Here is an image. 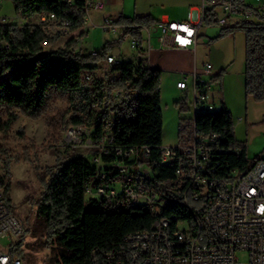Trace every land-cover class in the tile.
Returning <instances> with one entry per match:
<instances>
[{"label":"trees","instance_id":"1","mask_svg":"<svg viewBox=\"0 0 264 264\" xmlns=\"http://www.w3.org/2000/svg\"><path fill=\"white\" fill-rule=\"evenodd\" d=\"M11 1L17 13L26 17L40 15L47 21L21 26L0 23V113L5 109L17 110L10 113L5 121L0 120L3 132L12 127L18 119V112L39 118L50 101L57 97L69 102L70 110L64 115L69 125H85L93 129L91 136L98 143L104 120L109 116L108 110L103 108L104 97L113 90H121L128 96L131 105L124 112L114 108L117 115L116 144L123 147L148 146L151 150L150 160H158L161 146L164 145L162 70L144 65L143 59H126L122 64L112 66V73L119 74L117 78H99L97 73L104 69V55L94 57L75 52L79 37L84 35L81 32L87 17L84 0ZM248 7L253 8L250 5ZM253 17L255 19H244L235 25L224 26L222 34L244 31L246 94L253 96L256 101H263L264 16L254 9ZM48 21L57 22L65 30L74 33L62 48L44 50L46 42L52 44L62 35L59 32L50 36ZM114 23L126 27L118 39L105 43L107 49L116 48V43L129 34H137L143 39L141 31L153 26L155 20L148 15L135 16L133 19L121 16ZM213 23L215 21L206 22L209 25ZM87 72L94 75L91 80L86 79ZM221 77L222 73L213 76L212 80L217 81ZM176 103L182 111L189 110L186 98ZM184 130L183 127L180 129V136ZM196 131L201 136H218L217 147L224 150L221 159L232 167L245 168L257 159L248 158L247 144L236 138L232 114L224 104L218 113L198 114ZM94 150L91 158L78 155L59 161L55 168H50V179L38 203L37 216L44 224L46 243L59 247L55 256L56 264H92L93 250L121 247L128 233L151 229L156 219V214L145 205L113 210L104 208L88 197L87 186L95 178L98 169L93 160L97 152ZM25 153V158L30 160L31 153ZM0 154L5 170L1 184L11 207L10 183L5 178L9 179L10 164L19 160L20 155L11 154L3 147ZM109 157L104 155L103 159L108 161L111 159ZM176 166L175 162L158 164L153 182L175 176ZM164 213L177 214L182 218L190 216V212L176 201L167 206Z\"/></svg>","mask_w":264,"mask_h":264},{"label":"built area","instance_id":"2","mask_svg":"<svg viewBox=\"0 0 264 264\" xmlns=\"http://www.w3.org/2000/svg\"><path fill=\"white\" fill-rule=\"evenodd\" d=\"M84 3L91 22L90 10L105 7L103 0H84ZM233 15L253 17L254 9L238 0H202L198 7L188 11L185 20H158L155 24L160 32L157 38L162 49L194 47L199 30L208 20L224 27ZM100 26L106 32H116L120 28L110 18H105ZM88 31L89 28L82 30L83 33ZM151 31L148 29L149 41ZM104 45L100 49H89L85 47L84 38L79 37L75 52L94 57L104 55L106 67L97 76L117 78L119 74L112 73V64H122L126 59ZM130 47L136 51L135 60L143 59V64L150 66V47L144 45V38L133 34ZM211 68V63L206 64L208 72ZM85 77L91 80L94 75L87 72ZM176 85L189 92L186 100L188 96L192 98L189 110L193 114V126L190 139L185 143L175 147L161 146L165 161H151L148 146L132 150V146L116 144L114 108L124 112L131 105L121 90H113L104 97L103 108L108 110L109 116L104 120L100 142L93 140V129L85 125L69 128L68 134L73 141H84L86 146L97 150L93 160L98 169L87 186L88 197L113 210L145 205L156 210L159 220V228L134 238V243L115 249L93 250L92 264H264V157L245 168L224 162L221 159L224 150L217 147L218 136H201L196 131L195 113L221 109L211 95L212 80H204L194 71L182 74ZM104 155L111 159L105 161ZM168 162L177 164L175 176L153 182L155 177L148 175V165ZM166 197L190 202V216L165 214L163 201ZM192 212H199L203 226L191 223ZM182 222L187 226L180 227ZM22 233L23 224L13 213L0 181V239L9 241L7 250L0 245V264H24L14 251ZM240 252L248 254L246 260L239 257Z\"/></svg>","mask_w":264,"mask_h":264},{"label":"rangeland","instance_id":"3","mask_svg":"<svg viewBox=\"0 0 264 264\" xmlns=\"http://www.w3.org/2000/svg\"><path fill=\"white\" fill-rule=\"evenodd\" d=\"M90 14L93 22L86 21V25L89 26L86 42L90 46L84 42L85 47L100 49L106 41L119 38L113 31L106 32L100 26L102 12L99 9H91ZM237 19L255 18L233 15L227 25H235ZM43 21L47 20H44L40 15L26 17L17 13L11 0H0V23H15L21 26L26 23L40 24ZM48 31L50 36H54L59 32L62 35L52 44L46 42L43 47L45 51L62 48L67 40L74 36V33L65 30L57 22L48 21ZM201 33V38L205 39L204 42L207 44L204 45L205 52H207L203 58L204 64H212L213 60L209 54H211L212 46L217 47L213 52V58L219 57L222 61H225V69L228 71L231 68L230 71L234 74V79L238 81L235 85L237 87L240 86L242 83L239 82L240 79L243 77L244 82L246 76V36L244 31L236 30L232 32L237 34L236 38H234V34H222L223 26L213 23L211 25L205 24ZM157 34L155 32L152 38V43L155 45ZM130 40V36H126L116 43L115 47L121 48L125 52H133L130 47ZM220 42L222 45L218 47L216 44ZM102 65L104 68L106 67L104 61H102ZM180 76H182L180 71H162L161 107L164 119L163 143L165 147L179 146L188 141L193 126L191 120L193 118L192 112L190 110L182 111L176 103L186 97L183 91L176 88V81ZM205 76L206 78L208 77L207 75ZM214 93L217 96V92ZM191 100V96H188L186 100L188 106H190ZM68 110H70V105L67 100L54 97L44 114L39 118H31L18 112V119L7 132H3L0 128V149L3 147L8 149L11 154L20 155L19 160L11 162L9 168L10 177L9 179L5 178V181L10 183L11 209L23 224V233L16 246L19 243L20 245L18 247L15 246L17 252L15 253L23 260L24 264H56L55 256L59 247L56 244L52 246L46 243L45 227L37 216L38 203L45 190V184L50 179V168H55L59 161L61 162L78 155L91 158L92 152L94 153L95 151V148L86 146L84 141H73L74 139L68 134L71 125H69L67 118L64 116ZM250 110L251 112L253 111V106H250ZM12 112H17V110H3L0 113V120L5 121ZM181 126L185 129L182 136H180ZM26 151L31 153L30 160L25 158ZM261 152H264V148L261 149ZM254 157L251 156L250 159ZM33 159L35 163L31 162ZM4 175L3 161L0 159V181L4 179ZM118 186L121 187V184ZM186 226V222L180 224L182 228ZM8 243V239L1 238V249L7 250ZM239 257L242 260H246L248 254L240 252Z\"/></svg>","mask_w":264,"mask_h":264},{"label":"crops","instance_id":"4","mask_svg":"<svg viewBox=\"0 0 264 264\" xmlns=\"http://www.w3.org/2000/svg\"><path fill=\"white\" fill-rule=\"evenodd\" d=\"M105 2L104 9L102 12V19L110 18L113 21L119 17H125L133 19L135 16H151L155 20V24L160 19H170L176 21L185 20L187 13L190 9L198 7L202 0H103ZM247 6H252L262 16H264V0H242ZM41 17V16H40ZM102 20V21H101ZM88 21V17L86 19ZM230 21V20H229ZM240 20L237 19L235 24ZM44 22V21H43ZM93 22V20H92ZM230 23V22H229ZM228 23V24H229ZM155 24L151 27H145L141 33L144 38V45L150 47L148 62L153 68H158L162 71L175 72L180 71L181 74L191 73L196 71L197 74L204 80H212V77L222 73L220 80L213 81V88L211 95L215 99L218 107L221 108L222 104L230 111L234 121L235 135L236 138L247 144V155L248 158L255 156L254 158L264 157V152L261 149L264 148V100L256 101L253 96L246 94V76L243 82V77L239 82H242L240 86H236L235 83L238 81L234 79V74L225 69V61H222L219 57L213 58V52L215 46H212L210 58L213 60L212 68L208 72L206 65L204 64L205 52L204 45H207L202 37V28L199 30L197 42L194 47L183 48V49H162L160 42L158 41L159 30L156 29ZM85 25L83 28H88ZM123 25L113 33H116L118 37L123 31ZM81 29V32L83 30ZM152 29L150 34V41L148 40V29ZM157 32L156 45L152 43L153 34ZM84 42L87 39V33H84ZM234 38H236V33ZM129 34L128 36H132ZM115 40V39H111ZM110 41V40H108ZM107 42V41H106ZM105 42V43H106ZM88 45V43L86 42ZM221 47V42L216 44ZM224 45V44H223ZM90 46V45H88ZM118 48V47H116ZM114 50V49H113ZM120 55L123 59H135L136 51L125 52L121 48ZM175 70V71H174ZM214 70V71H212ZM207 75L208 77L206 78ZM182 76L177 80L179 81ZM176 81V84H177ZM191 86V80H189ZM177 88V85H176ZM178 89V88H177ZM180 90V89H179ZM182 91V90H180ZM185 94L189 92L183 91ZM214 92H217V96ZM191 95V94H190ZM250 106H253L251 112ZM258 108V109H257ZM260 152V154H258ZM253 158V159H254Z\"/></svg>","mask_w":264,"mask_h":264},{"label":"bare ground","instance_id":"5","mask_svg":"<svg viewBox=\"0 0 264 264\" xmlns=\"http://www.w3.org/2000/svg\"><path fill=\"white\" fill-rule=\"evenodd\" d=\"M87 17H88V9H87ZM86 17V19H87ZM115 65V64H112ZM220 110H202L195 113V121L198 114L202 113H218ZM132 150H142V146H132ZM158 161H165V152H161ZM156 165H150L148 167V175H154ZM179 202L185 210L190 212V202L184 200L183 198L177 197H166V200L163 201V208H167L173 202ZM153 213L156 214V219L153 223V227L151 229L140 230L130 232L125 236L124 244L121 247L126 246V243H134V238H141L145 234H151L152 229L159 228V220H157V212L156 210H151ZM191 223L195 224L196 226H203V218H199V212H192L191 214Z\"/></svg>","mask_w":264,"mask_h":264},{"label":"water","instance_id":"6","mask_svg":"<svg viewBox=\"0 0 264 264\" xmlns=\"http://www.w3.org/2000/svg\"><path fill=\"white\" fill-rule=\"evenodd\" d=\"M113 53L119 55L120 54L119 48H114Z\"/></svg>","mask_w":264,"mask_h":264}]
</instances>
